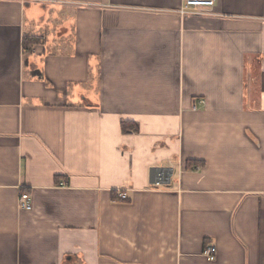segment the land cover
<instances>
[{
    "label": "crops",
    "instance_id": "1",
    "mask_svg": "<svg viewBox=\"0 0 264 264\" xmlns=\"http://www.w3.org/2000/svg\"><path fill=\"white\" fill-rule=\"evenodd\" d=\"M182 2L0 0V264H264V0Z\"/></svg>",
    "mask_w": 264,
    "mask_h": 264
},
{
    "label": "built area",
    "instance_id": "2",
    "mask_svg": "<svg viewBox=\"0 0 264 264\" xmlns=\"http://www.w3.org/2000/svg\"><path fill=\"white\" fill-rule=\"evenodd\" d=\"M217 0H183L181 7L178 10V14L181 17H190L202 15L208 9H213L216 5ZM204 101L201 100L200 103ZM197 106H194L196 109ZM160 183L157 182V185ZM64 185V184H63ZM121 200L127 199L125 193L119 194ZM18 205L21 209L31 211L33 210V199L30 193L23 192L19 195ZM216 251L213 246H206L203 250V255H205L210 260L216 258Z\"/></svg>",
    "mask_w": 264,
    "mask_h": 264
}]
</instances>
